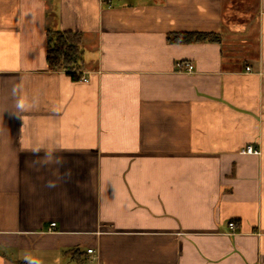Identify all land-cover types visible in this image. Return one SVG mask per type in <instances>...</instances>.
Segmentation results:
<instances>
[{
	"label": "crops",
	"instance_id": "1",
	"mask_svg": "<svg viewBox=\"0 0 264 264\" xmlns=\"http://www.w3.org/2000/svg\"><path fill=\"white\" fill-rule=\"evenodd\" d=\"M0 264H264V0H0Z\"/></svg>",
	"mask_w": 264,
	"mask_h": 264
},
{
	"label": "trees",
	"instance_id": "2",
	"mask_svg": "<svg viewBox=\"0 0 264 264\" xmlns=\"http://www.w3.org/2000/svg\"><path fill=\"white\" fill-rule=\"evenodd\" d=\"M173 44L193 42H218L219 36L211 33L181 32L171 34ZM81 34L68 31H49L47 47V64L52 70H64L73 79H79L82 72Z\"/></svg>",
	"mask_w": 264,
	"mask_h": 264
},
{
	"label": "built area",
	"instance_id": "3",
	"mask_svg": "<svg viewBox=\"0 0 264 264\" xmlns=\"http://www.w3.org/2000/svg\"><path fill=\"white\" fill-rule=\"evenodd\" d=\"M177 68L178 70L180 71H186V72H190L192 73L194 71V65L190 62H178L177 64ZM248 70H250V68H248ZM82 81H88V78L83 76L81 78ZM242 154H256V155H259L261 152L259 150H256L253 146H247L246 148H244L242 151H241ZM56 224L53 223L52 226H55ZM230 227L231 228H234L235 227V223L234 222H230ZM94 250L93 249H89L88 250V253H93Z\"/></svg>",
	"mask_w": 264,
	"mask_h": 264
}]
</instances>
